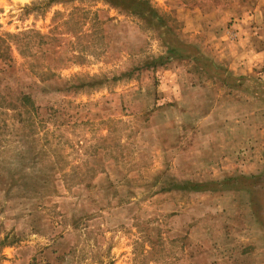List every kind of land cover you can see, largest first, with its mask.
Segmentation results:
<instances>
[{
    "label": "rangeland",
    "instance_id": "1",
    "mask_svg": "<svg viewBox=\"0 0 264 264\" xmlns=\"http://www.w3.org/2000/svg\"><path fill=\"white\" fill-rule=\"evenodd\" d=\"M141 1L0 0V264H264V0Z\"/></svg>",
    "mask_w": 264,
    "mask_h": 264
},
{
    "label": "trees",
    "instance_id": "2",
    "mask_svg": "<svg viewBox=\"0 0 264 264\" xmlns=\"http://www.w3.org/2000/svg\"><path fill=\"white\" fill-rule=\"evenodd\" d=\"M108 3H111V5L119 6V7H129V9L132 10L134 14H140L143 11V8L148 9L147 4H145L143 1L138 0H113V3L108 0ZM151 13V12H150Z\"/></svg>",
    "mask_w": 264,
    "mask_h": 264
}]
</instances>
